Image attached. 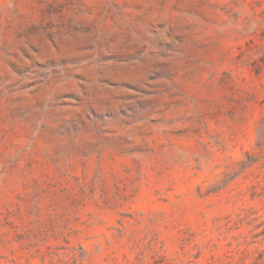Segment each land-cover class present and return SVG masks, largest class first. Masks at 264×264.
Instances as JSON below:
<instances>
[{"label":"rangeland","instance_id":"374dc122","mask_svg":"<svg viewBox=\"0 0 264 264\" xmlns=\"http://www.w3.org/2000/svg\"><path fill=\"white\" fill-rule=\"evenodd\" d=\"M0 264H264V0H0Z\"/></svg>","mask_w":264,"mask_h":264}]
</instances>
